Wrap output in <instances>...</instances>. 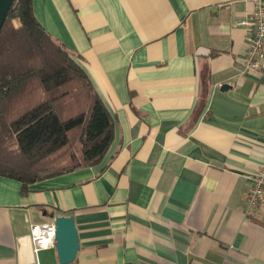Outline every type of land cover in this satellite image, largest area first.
<instances>
[{
	"label": "crops",
	"instance_id": "obj_1",
	"mask_svg": "<svg viewBox=\"0 0 264 264\" xmlns=\"http://www.w3.org/2000/svg\"><path fill=\"white\" fill-rule=\"evenodd\" d=\"M257 0H33L113 122L100 161L35 181L0 175V264H60L31 225L70 215L67 264H264V58L244 67ZM264 3V0H260Z\"/></svg>",
	"mask_w": 264,
	"mask_h": 264
},
{
	"label": "trees",
	"instance_id": "obj_2",
	"mask_svg": "<svg viewBox=\"0 0 264 264\" xmlns=\"http://www.w3.org/2000/svg\"><path fill=\"white\" fill-rule=\"evenodd\" d=\"M113 138L105 105L70 49L13 0L0 31V175L29 184L100 161Z\"/></svg>",
	"mask_w": 264,
	"mask_h": 264
},
{
	"label": "built area",
	"instance_id": "obj_3",
	"mask_svg": "<svg viewBox=\"0 0 264 264\" xmlns=\"http://www.w3.org/2000/svg\"><path fill=\"white\" fill-rule=\"evenodd\" d=\"M247 31V48L244 55V67L248 71L258 72L264 58V3L257 0L253 12L239 21ZM264 195V165L259 167L248 182L246 203L243 215L250 219L259 206ZM30 237L33 250L47 249L55 246V227L53 219L36 222L31 225Z\"/></svg>",
	"mask_w": 264,
	"mask_h": 264
},
{
	"label": "water",
	"instance_id": "obj_4",
	"mask_svg": "<svg viewBox=\"0 0 264 264\" xmlns=\"http://www.w3.org/2000/svg\"><path fill=\"white\" fill-rule=\"evenodd\" d=\"M13 0H0V31ZM53 219L55 227V249L60 264L72 262L79 249V238L74 218L70 215L46 214Z\"/></svg>",
	"mask_w": 264,
	"mask_h": 264
}]
</instances>
